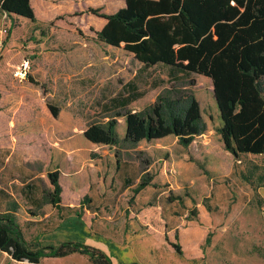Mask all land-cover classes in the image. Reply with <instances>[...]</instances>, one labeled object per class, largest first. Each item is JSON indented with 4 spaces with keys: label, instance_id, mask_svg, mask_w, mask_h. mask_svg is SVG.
Here are the masks:
<instances>
[{
    "label": "rangeland",
    "instance_id": "rangeland-1",
    "mask_svg": "<svg viewBox=\"0 0 264 264\" xmlns=\"http://www.w3.org/2000/svg\"><path fill=\"white\" fill-rule=\"evenodd\" d=\"M124 6L43 0L33 6L36 23L0 12V213L15 211L33 249L81 242L102 247L113 264H224L245 250L264 256V242H256L264 240L263 206L253 194L264 187V156L236 159L225 150L211 80L147 68L99 41L106 21L89 10L115 14ZM169 92L200 104L204 131L190 146L174 136L131 145L124 118H116L117 146L83 137L90 125L141 112ZM55 172L58 209L46 204ZM70 258L63 264H92ZM0 264L26 263L0 253Z\"/></svg>",
    "mask_w": 264,
    "mask_h": 264
},
{
    "label": "trees",
    "instance_id": "trees-1",
    "mask_svg": "<svg viewBox=\"0 0 264 264\" xmlns=\"http://www.w3.org/2000/svg\"><path fill=\"white\" fill-rule=\"evenodd\" d=\"M32 1L0 0V12L36 23ZM89 12L106 21L96 33L105 45L132 54L147 68L162 65L211 80L225 150L236 159L264 156V0H125L115 14ZM139 98L122 100L120 109ZM50 110L57 115L56 108ZM116 118H124V141L134 146L174 136L188 147L204 131L196 98L171 93L160 95L141 112L126 110L105 124L90 125L85 139L97 146H117ZM49 179L53 191L47 194L46 204L58 209L59 173L49 174ZM14 213H0V253L13 261L41 264L79 254L92 264H113L106 253L81 242L31 248ZM173 247L180 253V246Z\"/></svg>",
    "mask_w": 264,
    "mask_h": 264
},
{
    "label": "crops",
    "instance_id": "crops-1",
    "mask_svg": "<svg viewBox=\"0 0 264 264\" xmlns=\"http://www.w3.org/2000/svg\"><path fill=\"white\" fill-rule=\"evenodd\" d=\"M52 1V0H50ZM39 2H43V0H35V1H32V7L33 6H36L37 4H39ZM46 5V2L44 3ZM44 5V6H45ZM37 18V17H36ZM38 20V18H37ZM51 20V19H50ZM39 21V20H38ZM48 21V20H46ZM121 50V49H120ZM132 55V54H131ZM159 66V65H158ZM122 104V101L121 103H119V107H117V109H120V106ZM84 135V133H83ZM84 137V136H83ZM85 138V137H84ZM86 140V139H85ZM90 143V142H88ZM91 144V143H90ZM106 147V146H105ZM253 194H258L260 196V201H258V205H262L263 208V217H262V223L259 224L260 228H262L264 230V187H260L258 189V191H256V189L253 191ZM257 225V224H256ZM257 227V226H256ZM264 239V238H263ZM231 240V239H230ZM230 240L227 241L228 244H230ZM256 242H264V240H261L260 236H257L256 237ZM227 244V245H228ZM90 246H93L95 248H98L100 249L101 251H103L104 253H107L102 247L100 246H97V245H90ZM4 254V253H2ZM4 255H7V254H4ZM73 255H76V254H73ZM73 255H70L68 257H64V258H54V259H46V260H51L50 264H63V262H67L71 259H74V258H70L71 256ZM229 255H231L230 257H228L226 259V262L224 264H264V256H260V255H249V252H245L242 254V257H238L237 256V253L233 254V253H229ZM239 255V254H238ZM8 256V255H7ZM83 256V255H82ZM9 257V256H8ZM10 258V257H9ZM11 259V258H10ZM12 260V259H11ZM13 261V260H12ZM13 262H16V261H13ZM16 263H19V262H16ZM26 264H28L27 262H25Z\"/></svg>",
    "mask_w": 264,
    "mask_h": 264
},
{
    "label": "water",
    "instance_id": "water-1",
    "mask_svg": "<svg viewBox=\"0 0 264 264\" xmlns=\"http://www.w3.org/2000/svg\"><path fill=\"white\" fill-rule=\"evenodd\" d=\"M213 89H214V87H213Z\"/></svg>",
    "mask_w": 264,
    "mask_h": 264
}]
</instances>
